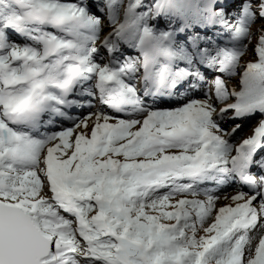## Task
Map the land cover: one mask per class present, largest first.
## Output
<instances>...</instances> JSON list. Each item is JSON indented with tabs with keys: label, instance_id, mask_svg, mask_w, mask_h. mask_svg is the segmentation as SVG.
I'll use <instances>...</instances> for the list:
<instances>
[{
	"label": "snow or ice",
	"instance_id": "6c2138e0",
	"mask_svg": "<svg viewBox=\"0 0 264 264\" xmlns=\"http://www.w3.org/2000/svg\"><path fill=\"white\" fill-rule=\"evenodd\" d=\"M0 264H264V0H0Z\"/></svg>",
	"mask_w": 264,
	"mask_h": 264
},
{
	"label": "rangeland",
	"instance_id": "374dc122",
	"mask_svg": "<svg viewBox=\"0 0 264 264\" xmlns=\"http://www.w3.org/2000/svg\"><path fill=\"white\" fill-rule=\"evenodd\" d=\"M256 26L254 25L253 26V30H255ZM256 44V37L253 36L252 37V42L251 44L249 45V48H248V52L245 54L244 57H246V60H241V63L242 64H246L248 62H256V57L255 55L253 54V51H252V47L253 45ZM243 69H240V72L242 73ZM239 74L237 76H234L232 79L228 80L227 81V84H228V87L230 89H235L237 91H239V85H238V81H239ZM208 85H201V89L203 90L204 87H207ZM197 95H200V93H197ZM259 117H255L253 118L252 120L250 121H245L243 122V128L240 132L237 133V135L233 138L235 142H239L240 139H243L245 136H248L251 134V128L254 126L256 120L258 119ZM230 126V125H229ZM230 193V195L232 194V192H228V194Z\"/></svg>",
	"mask_w": 264,
	"mask_h": 264
},
{
	"label": "bare ground",
	"instance_id": "6f19581e",
	"mask_svg": "<svg viewBox=\"0 0 264 264\" xmlns=\"http://www.w3.org/2000/svg\"><path fill=\"white\" fill-rule=\"evenodd\" d=\"M195 95H197V93H195ZM228 191H230V192H231V189H229ZM229 195H230V193H229Z\"/></svg>",
	"mask_w": 264,
	"mask_h": 264
}]
</instances>
